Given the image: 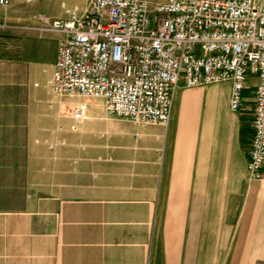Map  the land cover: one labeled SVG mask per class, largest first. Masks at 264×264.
<instances>
[{
  "label": "crops",
  "instance_id": "obj_1",
  "mask_svg": "<svg viewBox=\"0 0 264 264\" xmlns=\"http://www.w3.org/2000/svg\"><path fill=\"white\" fill-rule=\"evenodd\" d=\"M65 6L49 17L82 8ZM0 24V264H264V172L247 178L248 118L229 110L227 83L174 97L167 126L141 138L144 165L100 188L73 166L82 124L69 133L46 85L61 35L21 6ZM231 237L246 261L227 260Z\"/></svg>",
  "mask_w": 264,
  "mask_h": 264
},
{
  "label": "built area",
  "instance_id": "obj_2",
  "mask_svg": "<svg viewBox=\"0 0 264 264\" xmlns=\"http://www.w3.org/2000/svg\"><path fill=\"white\" fill-rule=\"evenodd\" d=\"M39 21L61 35L49 90L101 99L109 118L166 127L178 88L227 83L229 110L248 118L247 178L261 177L264 0H90ZM64 114L71 130L85 119L81 107Z\"/></svg>",
  "mask_w": 264,
  "mask_h": 264
},
{
  "label": "rangeland",
  "instance_id": "obj_3",
  "mask_svg": "<svg viewBox=\"0 0 264 264\" xmlns=\"http://www.w3.org/2000/svg\"><path fill=\"white\" fill-rule=\"evenodd\" d=\"M76 1L82 6V8L79 7L78 9L83 10L87 7L90 0ZM76 1L11 0L9 6L24 7L30 12H34L35 18L38 20L40 16L50 18V15L63 12L67 9V6H65L67 3H74ZM7 8L0 6L1 11H5ZM214 85L218 84L194 88L180 87L174 93L173 99L176 96L178 97L177 104L197 102L200 99L194 96V92L197 90H206ZM56 102L60 106V117L68 119L69 133H74L76 130H71L70 119L65 116V111H71L80 107L83 108L85 119L81 129L78 131H83L84 134L83 159L80 164L74 162L73 166H81L84 172L85 183L91 184L93 178L101 188L106 184L107 179H111L113 183L114 174L137 172L139 167L144 165L143 162L145 161L143 160L141 162V159L135 154L139 150L141 138L145 137V132L147 131L151 134L152 131L150 129L154 125H142L118 117L109 118L105 115L103 101L101 99L85 98L79 95H56ZM152 134L155 133L152 132ZM107 136L112 138V142L106 141ZM162 140H160L159 146L163 143ZM155 164L157 166L159 165L158 162H154ZM123 194L124 192L120 190L109 191L103 188L99 190V196H121ZM230 225L231 223H229ZM233 241L235 242L234 237L229 238L227 260L229 262L246 261V255L241 256L231 252L234 249L232 248V244L234 245ZM213 257H215L214 254Z\"/></svg>",
  "mask_w": 264,
  "mask_h": 264
}]
</instances>
